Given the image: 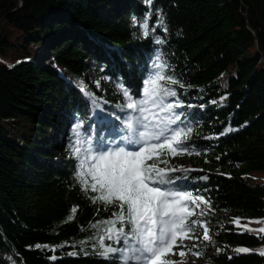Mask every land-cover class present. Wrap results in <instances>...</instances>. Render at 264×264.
Wrapping results in <instances>:
<instances>
[{"label": "trees", "instance_id": "16d2710c", "mask_svg": "<svg viewBox=\"0 0 264 264\" xmlns=\"http://www.w3.org/2000/svg\"><path fill=\"white\" fill-rule=\"evenodd\" d=\"M146 12L155 28L148 37L140 27ZM158 54L184 85L173 86L185 105L177 111L200 152L167 159L203 169L191 177L208 175L191 188L210 200L206 216L224 221L214 245L250 250L217 254L200 241L205 254H189L186 264H264V233L233 223L264 219V183L255 181L264 175V0H153L151 8L145 0H0V264H109L66 255L91 253L90 224L112 212L76 184L69 137L78 120L82 134L96 116L119 125L118 85L142 96Z\"/></svg>", "mask_w": 264, "mask_h": 264}, {"label": "snow or ice", "instance_id": "6c2138e0", "mask_svg": "<svg viewBox=\"0 0 264 264\" xmlns=\"http://www.w3.org/2000/svg\"><path fill=\"white\" fill-rule=\"evenodd\" d=\"M152 2L145 0L150 8ZM151 16L152 12H146L140 22L144 37L155 31L149 27ZM136 23L134 17L133 24ZM159 26L167 28L163 16L159 17ZM154 39L158 44L164 43L159 37ZM169 73L170 66L158 54L143 81L142 96L137 97L122 84L118 85L124 97V103L115 105L124 113L115 117L119 125L107 116H96L84 134L82 121L73 126L69 142L71 155L77 161L74 180L93 205L99 204L104 210L111 208L112 212L110 218L90 224L95 229L88 238L93 241L91 253L81 247L80 252L69 251L66 255L91 254L109 264H186L185 257L189 254L196 258L205 254L199 242L201 239L211 242L212 237L200 217L208 215L212 204L200 189L193 190L191 183L207 181L209 177H191L192 171L203 169L172 166L167 159L200 154L189 143L193 127L188 117L177 111L185 105L177 98L173 86L184 85ZM81 90L92 98L94 106L100 107L83 84ZM76 212L77 208L72 207V215L67 219L71 221ZM233 223L242 232L264 233V227H250L253 223L264 225V219L242 224L240 218H235ZM80 243L84 245L87 241ZM234 251L250 250L238 247ZM259 255L264 256V250ZM172 256L180 259L174 260Z\"/></svg>", "mask_w": 264, "mask_h": 264}, {"label": "rangeland", "instance_id": "374dc122", "mask_svg": "<svg viewBox=\"0 0 264 264\" xmlns=\"http://www.w3.org/2000/svg\"><path fill=\"white\" fill-rule=\"evenodd\" d=\"M90 68H91V71L89 73L90 78L93 79V80H96L95 64L94 63L90 64ZM255 179H256L255 180L256 183H258V184L264 183V175H260L259 174V175H257V177ZM193 218L195 219L196 217H193ZM200 219L207 223V226L210 229L209 234L212 237V241L211 242H204L201 239L202 243L207 245V248L212 249L217 254L222 253V252H226V253H233L234 252V253H237V252L234 251L235 250L234 248L232 249V247H229V248L226 247V248L223 249V248H218V247H216L214 245V237L217 234V229H220L221 231H223V229L225 228L224 223H223L224 221L215 220V218L213 219V218H210L209 216L200 217ZM255 226L256 225H253V224L250 225V227L252 229L255 228ZM260 227H264V225L261 224L258 228H260ZM255 233L257 235H259L257 232H255ZM217 249L220 250L219 253L217 252Z\"/></svg>", "mask_w": 264, "mask_h": 264}, {"label": "water", "instance_id": "95a60500", "mask_svg": "<svg viewBox=\"0 0 264 264\" xmlns=\"http://www.w3.org/2000/svg\"><path fill=\"white\" fill-rule=\"evenodd\" d=\"M19 1V0H18Z\"/></svg>", "mask_w": 264, "mask_h": 264}]
</instances>
